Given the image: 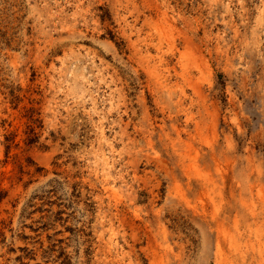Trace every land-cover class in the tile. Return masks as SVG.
I'll use <instances>...</instances> for the list:
<instances>
[{
    "label": "rangeland",
    "instance_id": "obj_1",
    "mask_svg": "<svg viewBox=\"0 0 264 264\" xmlns=\"http://www.w3.org/2000/svg\"><path fill=\"white\" fill-rule=\"evenodd\" d=\"M0 264H264V0H0Z\"/></svg>",
    "mask_w": 264,
    "mask_h": 264
}]
</instances>
